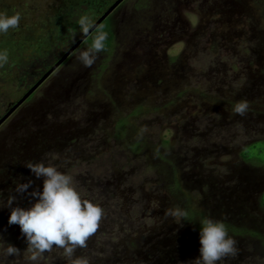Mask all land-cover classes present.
<instances>
[{
  "label": "rangeland",
  "instance_id": "374dc122",
  "mask_svg": "<svg viewBox=\"0 0 264 264\" xmlns=\"http://www.w3.org/2000/svg\"><path fill=\"white\" fill-rule=\"evenodd\" d=\"M77 1L84 2L90 22L103 15L89 10L95 0H0V12L5 7L9 15L19 13L12 30L35 27L47 36L54 14ZM111 16L112 54L98 51L93 63L84 65L78 54L88 45L81 46L32 98L15 107L24 97L16 95L18 101L5 113L11 111L0 125V241L20 251L6 255L0 244V264H67L70 259L58 246L29 259L19 226L7 222L9 209L3 206L9 197H15L13 205L27 206L41 185L25 163L41 160L71 176L82 197L103 209L97 229L74 248L73 257L87 256L89 264L101 259L159 264L141 257L154 242L178 245L168 234L178 232L182 220L166 214L173 207L165 183L157 180L163 177L155 166L157 155L129 153L127 144L140 139L180 158L182 172L194 182L193 195L208 211L212 205L201 196L206 179L223 181L238 169L248 177L260 171L257 183H225L226 188L217 186L216 196L223 200L220 219L264 234V170L238 167L242 150L264 140V0H124ZM34 51L31 45L24 55ZM241 99L247 106L237 114L230 103ZM121 118L128 119L123 137ZM167 139L170 144L163 143ZM191 152L198 153L192 166ZM28 181L27 189L16 191ZM111 181L109 193L105 184ZM245 239L217 264H264V248L254 236ZM185 243L168 264H194L199 243ZM116 254L124 261H115Z\"/></svg>",
  "mask_w": 264,
  "mask_h": 264
},
{
  "label": "trees",
  "instance_id": "16d2710c",
  "mask_svg": "<svg viewBox=\"0 0 264 264\" xmlns=\"http://www.w3.org/2000/svg\"><path fill=\"white\" fill-rule=\"evenodd\" d=\"M116 1L117 0H95L96 4H94V7H90L89 10L92 11V14L100 16L101 13H105L104 10H106V8L110 6V4L112 5V3L114 4ZM83 3H81V1L71 2L69 3L68 7L66 6L62 9L60 8L61 11L56 12L53 18L51 19V22H49L48 24V27L52 30V32L51 34L49 33L47 36L43 35L45 32L41 33L40 31L36 30L35 27L27 29V31L21 30L20 28H16L17 30L20 29V33H17L16 29L12 30V27H9V29L5 32H0V52L6 51L7 54L6 60H0V94H4L3 98L0 97V119L5 115V113H7L11 109L13 105L16 104V102L18 101L16 95H25L28 90L31 89L45 75V73H47V71H49L85 34L81 31L80 26L77 23V20L81 15H87L86 10L88 9H84L82 7ZM4 9L9 15V9H6L5 7ZM111 21L112 16L110 14V16H108L101 23V25L78 48L84 45H88L89 47L91 44V40L96 34V32L99 30H103L107 33V36L104 41L105 46L103 49L100 50L101 54H107V57L109 56V54H112L111 50L114 47V35L111 29ZM94 24L95 23L90 22L89 29ZM31 45L35 47V51L30 53L29 55H24L25 50ZM71 55L65 60L64 63H67L69 61ZM261 73L264 74V70H261ZM256 76L258 77L259 75ZM261 80L262 79H260L259 82ZM1 88H5L7 93L1 91ZM12 88L14 90L11 92ZM18 88H20V91L18 90L17 92ZM15 92L17 93L15 94ZM32 96L33 94L29 98H32ZM207 98L211 100L214 97L209 95L207 96ZM236 101L237 100H234L233 102L231 101L230 104L234 105ZM111 103H113V101ZM119 121V129L121 127L124 128L123 132L120 130V135H122L123 133L127 132L126 126L128 125V119L121 118ZM164 142L165 144H170L171 140L167 139L166 141H163V143ZM165 144H163V147L166 148L167 146ZM157 148L158 147H152V144L148 143L144 139L135 140L132 143L127 144V149L129 150V153L131 152V154L134 155L135 158H143V156L147 157V153L152 150V154L154 156L157 155L159 163H157V165L155 166L157 168L158 166H160L159 172L160 174H162L161 177L163 176L161 178V181L159 179L157 180L161 184L165 183L166 194H168L169 198L171 199L170 206L173 208L179 207L183 209L186 213L184 217H181L182 225L180 226L181 228L178 230V232L175 231L174 234H168V237H170L171 239H178L176 243L181 246H183L182 244L184 241L192 245H195L197 242L199 243L198 228L199 220L201 217L210 216L215 219H220L219 215L225 213L224 209L222 208L223 200H220L216 196L217 186L219 187V189H221L222 186L225 187V183L238 184L236 180L239 181V179L246 180L248 181L247 183H250L253 179L252 182L257 183L256 180L258 178L260 179L263 176L262 174H258L260 172L259 170H264V140H261L253 143L252 145L242 150L240 154L241 165L238 166L242 167L243 163L251 171H255L254 169H257L259 171L258 173L254 175L251 174V176L248 177V174L246 176V173L238 169V171L236 172L231 171V176L227 179H224L223 181L214 178L213 180L211 178H209V180H205L206 191L205 194L203 193L202 195H200L203 196L204 201L206 200L208 203L210 202L209 205H212V208H210L211 211H208L207 207L205 208V205L202 202H199L195 195H193V191H196L194 190L192 185L194 184V182H190V175L182 172L180 167V158L173 156V158L171 159L167 156V153L163 154L160 148ZM154 156L153 160L155 159ZM197 156V152L190 154L191 158L189 159L191 166L194 165V158ZM113 182L115 181H111L105 184V190L109 193L111 192L110 186ZM159 187L160 186L158 184V188ZM261 200V204L264 208V194L262 195ZM237 201H239L238 198H236L235 203H237ZM226 219L228 218L220 220H225L224 223L226 225L227 232L230 236L233 237L236 246L239 243L243 244V242H245L246 240V237L254 236V238H256L255 243L261 245V247L264 248V234L257 231L249 230L246 227H242L238 224L235 225L234 223L229 222ZM184 235H188L190 237V240L187 241V239H183ZM146 239H142L144 240L143 242H145L143 246H146ZM170 242H154L149 244L148 248L146 249L147 253H145V255L141 258L147 260L148 263L152 260L158 259L157 261L159 262V264H168V262L174 260L175 257H179L178 254L180 251L178 245H175V243ZM117 256L118 258L114 259L115 261H124V257H120L119 254ZM129 257L130 256H128V258ZM101 260L102 262H98L99 264L109 263L104 262V259ZM116 264L118 263L116 262Z\"/></svg>",
  "mask_w": 264,
  "mask_h": 264
},
{
  "label": "clouds",
  "instance_id": "9594fccd",
  "mask_svg": "<svg viewBox=\"0 0 264 264\" xmlns=\"http://www.w3.org/2000/svg\"><path fill=\"white\" fill-rule=\"evenodd\" d=\"M19 22V13L8 15L0 12V32L14 27ZM82 32L87 33L90 27L89 18L81 15L77 20ZM107 33L103 30L96 32L89 47L82 49L78 59L84 65H90L95 60L96 53L104 48ZM7 54L0 52V60H6ZM247 101L239 100L233 105V110L243 114ZM31 173L41 178V185L33 192V199L27 206L13 205L15 197H9L3 207L9 209L8 224H17L20 233L26 241V248L30 252L29 259L36 260L45 250L53 246L61 247L68 259L67 264H89V257L75 256L76 246L85 245L90 234L98 227L102 216V207L83 198L72 183V177L58 170L51 162L28 161L24 165ZM31 182H22L16 185L17 192H23ZM174 217H184L185 211L179 207L166 209V214ZM198 255L192 260L194 264H217V261L226 254H234L235 241L227 232L223 220L210 216H203L199 220L198 228ZM5 244L2 251L6 255L17 253L19 248L10 242ZM186 264V262H181Z\"/></svg>",
  "mask_w": 264,
  "mask_h": 264
},
{
  "label": "water",
  "instance_id": "95a60500",
  "mask_svg": "<svg viewBox=\"0 0 264 264\" xmlns=\"http://www.w3.org/2000/svg\"><path fill=\"white\" fill-rule=\"evenodd\" d=\"M124 0H117L99 19L98 21L85 33L69 50L68 52L49 70L45 75L24 95L22 99L15 105V107L24 103L34 91L43 83L65 60L101 25V23L123 2ZM14 110V109H12ZM11 111L8 113L10 114ZM8 114L0 119V125L7 119Z\"/></svg>",
  "mask_w": 264,
  "mask_h": 264
}]
</instances>
